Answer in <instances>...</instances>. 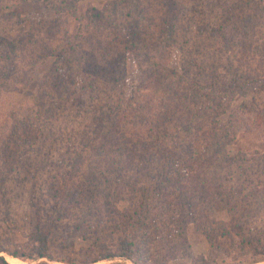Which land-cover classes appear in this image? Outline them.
Instances as JSON below:
<instances>
[{"label":"trees","instance_id":"trees-1","mask_svg":"<svg viewBox=\"0 0 264 264\" xmlns=\"http://www.w3.org/2000/svg\"><path fill=\"white\" fill-rule=\"evenodd\" d=\"M36 1L42 2L41 18L21 37L10 40L4 35L8 26L0 29V88L9 85L11 74L29 54L32 59L21 78L25 82L33 80L41 62L54 58L37 84L36 106L22 112L20 105L0 115V212L14 219L18 201L26 221L35 219L22 242L0 228V264H14L7 255L30 262L42 259L34 264H52L47 259L67 264L103 260L111 261L104 264H172L185 240L177 238L191 214L203 215L212 205L227 206L240 222V216L259 211L249 194L251 175L233 178L238 156L233 158L224 149L238 125L257 135L264 124V109L250 97L264 89V34L260 30L257 35L264 17L256 20L260 11L264 14V0H190L202 24L196 21L192 37L180 39L174 33L180 26L186 29L181 14L190 5L184 0H162L164 10L156 4L157 13L152 11L154 0H116L104 9L92 7L85 16L67 19L66 24L75 21L73 28L65 27L57 43L51 35L63 25L58 18L71 15L69 8L77 0ZM22 2L33 0H0V22L18 14L14 8ZM218 10L221 15L215 13ZM154 19L162 40L155 41V31H149ZM177 42L184 54L182 73L162 63V45ZM234 45L241 49L240 55L230 51ZM128 51L141 63L143 73L131 96L125 92L135 81L126 80L121 64ZM252 58L263 61L259 71L251 68ZM149 59L150 64L144 63ZM238 66L249 70L240 72ZM91 75L100 79L92 80ZM240 90L247 100L222 122ZM71 98L70 104L65 102ZM56 108L60 117L53 123ZM241 114L250 116L252 124ZM63 115L67 129L58 125L65 122ZM199 141L206 143L203 150ZM87 148L92 158L86 172L71 182L61 171L62 163L66 158L86 160ZM222 174H227L225 179ZM128 191L131 205L119 209L118 197ZM253 194L258 196L257 191ZM66 217L74 223L65 226ZM239 224H231L239 249L250 245L255 254L264 256L263 239L252 243ZM62 225L68 232L87 231L90 226L94 241L87 258L54 255L55 235ZM191 264L228 263L198 255Z\"/></svg>","mask_w":264,"mask_h":264},{"label":"rangeland","instance_id":"rangeland-1","mask_svg":"<svg viewBox=\"0 0 264 264\" xmlns=\"http://www.w3.org/2000/svg\"><path fill=\"white\" fill-rule=\"evenodd\" d=\"M115 1L116 0H77V3L74 2L73 6L69 8V11H73L71 15L67 16V12L63 15V17L58 18V21L60 20L61 23L63 22V25L61 26V28H57L56 26V28L52 32L51 37H53V43H57L59 39L62 40L61 38L64 37L65 27H67L69 31L72 30L75 21L66 24L67 19L71 21L72 17L85 16L87 13L86 11L88 9H91L92 7L104 9V7L108 5V2ZM161 1L162 0H154V2H152L153 5L151 6L153 13H157V9L155 8L156 11L154 10L156 4L158 5V9H160L161 11L164 10V5L161 3ZM181 1L183 2V0ZM221 1L222 3H225L230 0ZM183 3L187 6H190L186 13L181 14L182 21L180 23L182 24V27L184 26L186 27V29L181 28L180 24H178V26H180V29L176 34L174 33L175 37H179V39L184 38L188 35L191 36L192 31L198 29L196 28V21L199 22V25L202 24V22L199 20L197 12L193 9L195 8L193 7L194 3L191 4L190 0H184ZM120 7L121 9L124 8L126 11H128V7H124L123 5H121ZM219 9L221 10L222 7H220ZM220 10L215 13L221 15L222 13L220 12ZM14 11L18 14L8 15L7 19H5L3 22H0V29L8 26L4 31V35L10 40L15 36L21 37L22 32L28 31L29 26H32L33 23H36V20L41 18L39 17V15L43 13L42 2L36 0H33V2L30 3L22 2L19 4V7L14 8ZM259 17H264V14L261 11L256 17L257 21H260ZM213 19L218 20L214 16ZM157 21V19L152 20L154 24H151L152 27L149 30L150 32L155 31V41L158 39L162 40L163 37L162 30L159 31L160 26L156 24ZM4 22L6 26H3ZM260 30L261 33L264 34L263 27L261 29L258 28L257 35L260 34ZM49 33L51 34V32ZM165 34H167V32L164 33V35ZM215 43L220 46L222 45L219 42ZM160 50L162 54H165V58L162 63L164 65H167L169 68H174L179 73H182V58L184 54L180 48L179 43H173L170 47L167 48L166 45H162ZM230 51H234V54L238 55L242 53L241 49L235 45L233 48H230ZM154 53H157L156 49L154 50ZM252 55L253 53L250 56L253 57ZM122 58L124 59V61L121 62V64L123 66L125 65L126 80H129L130 82L132 81V79H134L133 81H135L134 85H129L128 90H126L125 92V95L131 96L133 94L134 86L138 84L143 74L140 71L141 63L138 62L134 54L130 51H128L127 53L125 52ZM31 59V55L29 54V57L26 61L24 59L22 62L20 61V63L15 68L16 72H14V74H11L10 80L8 82L9 87L6 85L4 88H0V115H2V113H6L9 108L16 109L20 105H22V112H26L29 106H36V97L39 93V87L37 84L40 82L43 74L46 73L51 67L54 58L52 56H49L45 61L41 62L42 65L37 67L33 73V80L25 82L24 79L21 80V78L23 77V69L26 68V63H30ZM252 61L253 62H250L251 68L254 69V71H259L261 68V63L263 61H260V58L257 60H254L252 58ZM118 63L120 62H117V64ZM144 63L150 64V59L148 62L147 60H145ZM238 67L240 72H243L244 70L247 72L249 70L245 68L241 69L240 66ZM102 68L104 69V67ZM220 71L226 72L224 67H221ZM90 77L92 80L100 79L99 77L94 75H91ZM235 95L236 96L233 98L234 100L231 101V103L227 106L226 114L220 118L222 119V122L227 121V113L231 111V109L233 110L241 102L247 100V96H245V94H243L241 90L240 92H236ZM254 96L256 97V99H254ZM250 97L255 100V106H257L261 110L264 109V89H259L257 92L251 93ZM73 98H75V96ZM72 101L73 100L71 98L69 101L65 102L70 104ZM22 112L20 111L21 114ZM55 112L58 114H54L51 120L53 123L56 122L60 117V110H57L56 108ZM241 116L246 119L249 125L252 124L250 116H245V114H241ZM61 119L64 121L66 118L63 115ZM216 119L218 120L219 118L217 117ZM74 124L78 126L79 123L74 122ZM58 125H61L64 129H67L66 120L65 122L58 123ZM234 130L236 132L235 134L233 133L234 135L232 136V142L225 146L224 151L231 155L233 158L238 156V159H236L235 164H233L232 166L233 169H236V172L233 174V178H240L242 173V176L251 175L250 179H247V181H249V183L251 184L249 185L250 187L248 186L250 189L249 194L251 195V202L256 203V208L258 207L259 211L248 213L243 218H241L242 216H240V222L234 220L233 212L227 206L216 208L212 205L211 207L208 206L207 211L203 215L198 214L197 216H194L191 214L190 218L186 221L184 231L182 230L183 234L181 233V236H178L177 238V240H179L185 237V240L182 244H179V246L176 245L179 247V251L175 255V259H173L172 264H191L193 261V257L198 255L210 256L218 263L240 264L246 261V264H264V256L261 254H255V249L253 247H250V245L247 246V250L239 249V246L236 244L237 237L233 238L234 235L232 234H234L235 231L233 229V226L231 225L232 223H240L239 225H243L245 230L247 231L249 241L256 244L260 242V239H263L262 241L264 243V124L257 135L252 132H245L244 130H242V126L240 125H238ZM63 132L66 134V130H63ZM199 143L201 145L200 149L203 150L206 143L204 141H199ZM70 147L74 149L77 147V144L75 143V146L74 144H72ZM80 149L81 145H78V150ZM193 149L196 150L199 149V147L195 145L193 146ZM85 151V156L87 157L85 158L86 160L76 162L77 158H66L62 163L63 168L61 169V171H64V175L68 174L71 182L79 181L83 178L84 173L86 172L89 159L92 157H90L89 155L88 148ZM54 159L56 158H53L51 160ZM222 175L225 179V176L227 174ZM253 191H257L258 196L254 195ZM129 196L131 197L128 191V194L126 196H123L121 198L118 197L117 205L119 209L129 207L131 205V199L129 198ZM13 208L15 209L17 214L15 216L16 221L14 220L15 218H7L0 212V228L4 227L3 229L11 231L15 239L18 242H22L27 239V234L32 228L35 219L26 221L25 211L22 210L23 207L22 205H19L18 201L14 202ZM204 215H209V218L207 217V220L205 221L202 218ZM201 220H203V222ZM73 223L74 219H71L69 217H66L63 220V224L65 226L68 224L71 225ZM162 226L164 227V224H162ZM64 227L62 225V227L58 231V234L55 235L56 246L54 255L57 258H87L89 255L86 253L89 252V249L94 241L91 234H89L90 226H87V229H89L87 231L80 229L73 230V232L64 230ZM167 229L168 228L165 227V230ZM8 256L10 255H7V258ZM41 260L42 259L31 262L24 260L21 261L23 262L22 264H34L38 263ZM47 261H50L52 264H67L59 260L47 259ZM107 262L111 261L103 260L95 264H104Z\"/></svg>","mask_w":264,"mask_h":264},{"label":"bare ground","instance_id":"bare-ground-1","mask_svg":"<svg viewBox=\"0 0 264 264\" xmlns=\"http://www.w3.org/2000/svg\"><path fill=\"white\" fill-rule=\"evenodd\" d=\"M8 260L14 264H22L23 263L20 259H18L16 257H12V256H8Z\"/></svg>","mask_w":264,"mask_h":264}]
</instances>
